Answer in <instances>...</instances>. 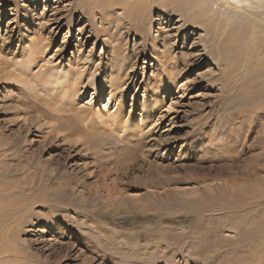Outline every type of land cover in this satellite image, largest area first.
Listing matches in <instances>:
<instances>
[{
	"label": "rangeland",
	"instance_id": "374dc122",
	"mask_svg": "<svg viewBox=\"0 0 264 264\" xmlns=\"http://www.w3.org/2000/svg\"><path fill=\"white\" fill-rule=\"evenodd\" d=\"M105 3L88 21L76 0H0V264H264V114L247 110L264 102V54L238 34L231 58L224 30L211 39L170 7L143 38ZM243 7L264 28V6ZM128 153L144 160L104 177L122 183L108 197L101 174ZM150 165L193 178L130 183Z\"/></svg>",
	"mask_w": 264,
	"mask_h": 264
},
{
	"label": "bare ground",
	"instance_id": "6f19581e",
	"mask_svg": "<svg viewBox=\"0 0 264 264\" xmlns=\"http://www.w3.org/2000/svg\"><path fill=\"white\" fill-rule=\"evenodd\" d=\"M106 1L107 2H112L113 5H115L118 8L124 10L126 12V15L127 14L129 15V17L126 16L127 21H128V27H125L126 28V31H128V30H134L136 33H140V35L143 38L144 37H147V32H146V30L143 27H145V25H147L151 21V18L149 17L151 11H153L155 8H158L159 10H163V12H166L168 10L166 8L167 7H170L169 12L172 13V14H179L184 19V21H185L184 22V25H188V24H192L194 26L199 25L200 27L203 28V30H205L206 32L210 33V38L211 39H214L215 37H217L218 33L220 34L221 31L224 30V32H225V34H224V43H223V46H221V52L223 54L229 55L231 58L237 56L238 52H240V50L238 49V47L243 44V41L242 42L239 41V35L242 36V37H245L244 40H246V37L247 38L248 37H251V41L255 45V48L259 51V53L264 54V28L263 27H260L259 25L257 27V25L254 24L253 21H251V22H245V23H248L250 25V27L249 26L247 27V25L245 23H242V22H240L238 20L239 17H240V15H239V13H237L238 9H242L243 11L245 10V8L243 6H248V7H251L253 5L258 6V7L259 6H264V0H222L223 3L228 6V8H225L224 7L221 13L216 10L217 5L215 4V2L213 0H106ZM105 4H106L105 3V0H76V5H75L76 7H73L72 6L71 11L72 12L77 11L81 15V17L84 18V16H85L88 21H93V17H95L96 14L97 15H100V18L101 19H104V11H105L104 10V5ZM214 5H215V7H214ZM121 16L122 15H120L119 20H122L123 19V17H121ZM255 76H257V75H255V74L252 75V77H251L250 80L253 81ZM248 94H250V93H248ZM253 94L255 95V93H253ZM258 94L259 93H257L255 96H258ZM255 96L250 100V101H252V104L249 106V108H247V110H249V111H251L253 113L254 112L257 113L258 110L260 109V110H262L261 112L264 114V102L263 103L256 104L255 101H257V98H255ZM110 116H111V114H110ZM263 119H264V115H263ZM253 122H254V120H253ZM260 124H261V126L264 127V121L260 122ZM246 129H247L248 135L253 130L250 127H247ZM83 141H84L83 142L84 145L85 144H87V145L92 144L91 135H88V134L84 135ZM259 141L262 142L260 139H258V142ZM87 145H85V146H87ZM137 145H140V146H137ZM257 147L258 146L256 144V147L255 148H257ZM140 148H141V143L140 142H136V144L135 143L133 144V149H135V152H134L135 155H136V152ZM250 148H252V147H250ZM16 150H17V147H16ZM237 150L233 151V153L234 154H237ZM134 153H128V155L123 158V162L122 163H120L119 160L116 159L117 157L114 158L112 161L114 163H116L115 164V168H111L109 170L108 169H105V172L103 171V173L101 174V181H98V183L102 186L103 191L105 192V194L108 197H110V196L112 197L113 194H117L118 190H119V192L121 194L120 185L122 183L120 181H115L117 179L120 180V177L117 178L115 176L112 179L111 183L105 182L104 181V177H106L111 172H113V173L118 172V173H115V174H119L120 175V173L122 171L124 172V169L125 168L137 167V164L139 163V161L142 162L144 159H143L142 155H140V154H138V155H140L139 158L138 157H135ZM234 154L231 155V156L229 155L227 157V159H230V160H233V161L236 162L238 160V157H234ZM238 154H239V152H238ZM227 155H228V153H227ZM224 160H226V158ZM195 161H196V158H195ZM151 166L152 165H150V166L146 167L145 169H143V171H142L143 174L140 175V178L139 179H133V180L131 179L130 183L132 181H137V183H139V184L141 183V185L145 189L146 188L147 189L148 188L150 189V187H154V186L156 188H160L161 189V188H164L166 185L169 184V183H166L168 181V179H164L166 176L169 178V181L170 180L171 181H181V179H186V180H189L190 179V180H192V178H193L192 175H188V176H183L181 178H177V177L171 176V174L168 175L166 172H163V171L162 172L159 171V173H158V172L152 170V168H150ZM244 166L246 167L245 168L246 172L247 173H250L251 176L252 175L255 176L256 174H258L257 173L258 172V169H256L258 167V163H256V161L254 160V158L252 156L250 157L248 163L246 165H244ZM19 167H23V166L20 165ZM240 167H242V165ZM233 168L234 167L228 168L229 172H227V169H226V171H225L226 174L228 173V175L232 176V174H233L232 170H234ZM236 169H237V167H236ZM41 170H45V169H41ZM103 170H104V168H103ZM223 170H224V168H223ZM45 171H47L46 174L49 172L48 170H45ZM50 172H51V170H50ZM22 174H24V173L22 172ZM36 174H37V172H35V171L32 172V170H31L26 175V176H29V178H27L26 176H23V181L22 180L21 181L19 180L18 182H15L16 183L15 185H12V186H14V187L17 188V187H23V186L28 185V184H32L33 185V182H34L33 180H35V177L37 176ZM160 174L161 175L163 174L165 177H159V176H161ZM250 174H248V175L250 176ZM237 175H238V173H237ZM239 175L241 176V174H239ZM25 177L27 178L26 180H25ZM232 177L233 178H232L231 182L234 179V176H232ZM113 180H114V182H113ZM239 181H241V182L243 181L242 182L243 185L249 184V182H247L246 179L244 180V178H240ZM228 182H229V180H228ZM229 187H231L232 189L234 188L233 186H229ZM247 187H248V185H247ZM211 188H213V187H211ZM246 189H248V188H246ZM199 190H200V188H199ZM209 191H211V190H209ZM229 191H231V190H229ZM202 192H204V191H202ZM246 192L248 193L249 191H246ZM255 192L256 191L251 190L250 191L251 195L248 198H251L252 200H253V198L255 199V197L257 196L255 194ZM164 194H166V193H164ZM194 200L196 201V199H194ZM179 203H181V202H179ZM161 209H163V208H161ZM183 210H185V209H183ZM175 213H178V212H175ZM171 215H173V213ZM174 215H176V214H174ZM169 216H170V214H169ZM166 237H168V235ZM85 241H86V245L88 247L91 246L92 248L96 249L95 245H93V244L90 243V240H87L86 239ZM172 241L175 242L174 240H172ZM162 243H163V241H162ZM174 245H176V244H174ZM170 246H171V244H170Z\"/></svg>",
	"mask_w": 264,
	"mask_h": 264
}]
</instances>
